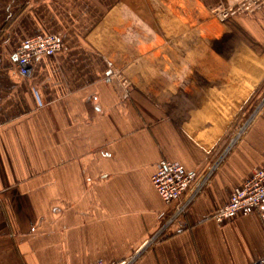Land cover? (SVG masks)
<instances>
[{"label": "crops", "instance_id": "1", "mask_svg": "<svg viewBox=\"0 0 264 264\" xmlns=\"http://www.w3.org/2000/svg\"><path fill=\"white\" fill-rule=\"evenodd\" d=\"M225 1L0 0V264H117L169 216L158 162L201 171L264 92V6L222 24L207 9ZM51 33L62 51L19 76L20 40ZM263 152L264 111L132 264L263 256L264 205L211 217Z\"/></svg>", "mask_w": 264, "mask_h": 264}, {"label": "built area", "instance_id": "2", "mask_svg": "<svg viewBox=\"0 0 264 264\" xmlns=\"http://www.w3.org/2000/svg\"><path fill=\"white\" fill-rule=\"evenodd\" d=\"M259 6H264V0H227L225 5L215 7L213 12L217 18L224 20L232 15L250 13ZM62 49L61 39L58 34L54 33L37 34L20 40L15 51L14 62L18 75L30 77L34 61L43 56L54 55ZM254 105L248 120L254 119L259 111L264 108V93ZM246 123H243V126L237 130L232 140L222 145L216 153V159L213 161L211 159L199 172L186 169L178 161L162 159L158 162L151 176V183L157 194L168 206L175 202L173 210L166 218L162 217V222H160L158 228L146 239L144 245L137 252L117 264H132L145 247L156 244L162 235L166 233L169 225L187 211L195 197L209 183L222 162L230 154L236 136H241L244 133ZM263 205L264 152L262 166L244 178L242 183L233 189L227 202L214 210L211 217L218 224H224L234 218L249 215L259 210ZM91 264L105 263L97 261ZM247 264H264V255Z\"/></svg>", "mask_w": 264, "mask_h": 264}, {"label": "rangeland", "instance_id": "3", "mask_svg": "<svg viewBox=\"0 0 264 264\" xmlns=\"http://www.w3.org/2000/svg\"><path fill=\"white\" fill-rule=\"evenodd\" d=\"M227 3V0L225 1V2H220V3H218V4H216V5H214V6H212V7H210V8H208L207 9V12H208V14H209V16H211V17H213L214 18V20H216V22H219V23H225V21H227V19L228 18H230V17H227L226 19H224V20H220L219 18H217L216 17V15H215V13L213 12V9L215 8V7H218V6H223V5H225ZM238 15V14H237ZM232 16H234V15H232ZM264 93V92H263ZM262 93V94H263ZM259 100V99H258ZM257 100V101H258ZM256 101V102H257ZM254 106L255 105H253L251 108H250V110H248L245 114H243L238 120H236L234 123H232V125L230 126V128H229V130H228V132H227V135H226V137H225V141H224V143L225 142H228L229 140H232V138L234 137V134L237 132V130L238 129H240V127H242L243 126V123H246V120H247V123L245 124L246 126H245V129H244V133L241 135V136H236V138H235V144H234V147H233V149L231 150V152H230V154H228V156L226 157V159L222 162V164L220 165V167H219V169L222 167V165L226 162V160L228 159V157L231 155V153L237 148V146H239V144L243 141V139L245 138V136H246V134L248 133V131L253 127V125L256 123V121L258 120V118H259V116H260V114L264 111V109H262L261 111H259V113L256 115V117L254 118V119H250V120H248V117H249V115L251 114V112H252V110L254 109ZM259 107H260V105H259ZM258 111V110H257ZM223 143V144H224ZM216 153L214 154V153H210L209 154V161H211V159H212V161L213 160H215L216 159ZM208 161V162H209ZM218 169V170H219ZM217 170V171H218ZM216 171V172H217ZM216 172H215V174H216ZM214 174V175H215ZM213 175V176H214ZM212 179V178H211ZM210 179V180H211ZM210 182V181H209ZM209 184V183H208ZM208 184L206 185V186H204V188L201 190V192L195 197V198H197L206 188H207V186H208Z\"/></svg>", "mask_w": 264, "mask_h": 264}]
</instances>
